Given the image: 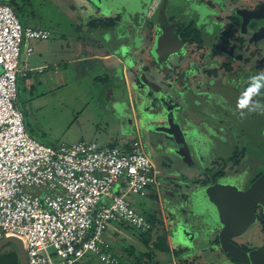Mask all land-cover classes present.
<instances>
[{"label":"rangeland","instance_id":"374dc122","mask_svg":"<svg viewBox=\"0 0 264 264\" xmlns=\"http://www.w3.org/2000/svg\"><path fill=\"white\" fill-rule=\"evenodd\" d=\"M3 1L0 0V4ZM10 1L23 27L44 29L51 33V37L46 40L29 41L28 46L32 53L27 57L24 66L27 77L23 78L19 74L16 83L17 107L23 115L24 127L28 134L37 142L53 148L61 144L93 142L100 147L114 145L122 149L121 137L130 139L132 142L138 140L156 168L162 170L167 168L168 172H171L169 176L180 177V180L174 181L183 189L179 191L181 192L179 198L182 201L176 200L178 191L173 189L174 198L172 196L166 198H171L172 204H169L167 209H163L160 217L156 212L158 222L148 244L144 243L138 233L128 228L117 227L120 234H114L112 230L107 232L105 238L121 264H237L219 250L215 241L213 245L210 244V241L215 239L217 231L206 229L201 224L199 214L190 216L182 212L180 208L186 210L191 205L192 195L191 192L189 194L187 192L193 191L194 187L187 188L192 187L191 183H197L196 185H201L202 188L208 185V182L201 181L207 179L203 173V170L208 168V165L203 162L205 154L203 155L199 148L194 149L183 140L188 135L194 136V139L200 143L204 141L209 144L210 138L199 137L198 132L195 131L200 123L202 127L205 124L212 125L210 127L213 130L214 125L218 124L219 127L222 123V127L226 125L231 128L227 132H233L236 135L240 131L239 134H244L240 142L245 143V157L242 165L246 167L249 178L243 179V182L244 185L249 183L253 174L264 171V84L261 89L263 99H258V103L255 102L254 97L248 96L245 92L246 89L251 94L255 92L252 86L253 77L245 70L238 79L240 82L249 83L250 86H238L239 94L233 88H227L224 92L219 91L220 95L225 96L232 104L235 110L233 112L229 108V110L226 109L220 102L212 100V97L207 100L199 99L197 95L204 96L208 93L202 88L208 87L209 93L212 94L217 87L203 76L198 80L199 89L193 87L197 95L190 90L189 93L180 96L179 102L174 96V90L163 95L162 86L168 82L161 79L164 83L159 85V89H153L154 76L151 79V74L142 76L150 86L145 87L137 83V86L134 87L131 84L127 89L123 78L125 76L127 78V73L130 74V72L123 71V73L121 66L109 69L108 71H113L111 75L98 67V63L94 60L71 62L79 58L81 54H85L83 50L88 45L93 51L90 41L86 40L91 32H95L91 30L94 24L100 25L96 33L105 35V39L102 38L101 41L104 44L105 40L108 50L112 49L119 55L118 51L123 50L122 47H124L126 49L124 56L128 55V59L137 58L139 52L135 53L131 50L139 49L147 40L146 30L138 29L142 20L144 24L151 20L154 24L162 26L166 24L168 15H173L181 21L189 20L196 13L193 8L197 0ZM149 8H152L153 14L150 20H147ZM133 14H138V17H135L132 23L125 22L126 15ZM99 16L102 17L100 22L97 19ZM120 21L125 23V27L124 24L120 25ZM135 31L137 38H140L133 42L131 39ZM83 38L86 39L83 40ZM127 41L129 45L130 43L134 45L130 50L124 43ZM162 51L159 61L165 64L166 51ZM182 51L173 53L170 60L175 62V66L180 63L185 68L188 61L181 58ZM22 67L21 59L20 69ZM124 68L127 69V65H124ZM39 70H41L40 73ZM158 74H160L159 71ZM134 81L136 82L137 79L135 78ZM161 95L167 97V101L162 100ZM188 101L191 103L195 101L197 110L186 105ZM171 104H176L180 113L175 111L176 114L173 113L170 118L167 116V110L173 109ZM238 107H244L241 113ZM109 110L114 113L107 115ZM195 112L199 116H196ZM165 114L167 117H164ZM183 121H186L187 125L189 122L193 123L190 125L193 130L184 133V136L170 131L174 127L183 131ZM121 122L125 123L122 130L119 127ZM204 130L215 137L214 132L205 127ZM204 152L208 151L204 150ZM223 154L227 155V153ZM167 182L168 180H163V184L168 185ZM130 200L135 203L136 209H142L141 213L155 210L160 212L157 197L141 199L131 196ZM182 215L188 218V222L193 227L186 224H181V229L173 227V217H179L182 220ZM233 241L241 248L253 249L264 243V236H262L261 227L255 221L249 229ZM159 242L166 251L161 252L156 248ZM11 250H14V247L9 245L2 252ZM141 254L144 257H141ZM79 263L103 264L93 254H88Z\"/></svg>","mask_w":264,"mask_h":264},{"label":"built area","instance_id":"2783aa9c","mask_svg":"<svg viewBox=\"0 0 264 264\" xmlns=\"http://www.w3.org/2000/svg\"><path fill=\"white\" fill-rule=\"evenodd\" d=\"M44 29L23 27L0 4V239L21 240L27 264H78L88 254L121 264L105 235L125 226L139 234L151 224L131 196L159 197L161 176L140 142L126 149L78 142L43 145L24 127L17 107L20 61Z\"/></svg>","mask_w":264,"mask_h":264},{"label":"flooded vegetation","instance_id":"af4514ba","mask_svg":"<svg viewBox=\"0 0 264 264\" xmlns=\"http://www.w3.org/2000/svg\"><path fill=\"white\" fill-rule=\"evenodd\" d=\"M196 3L197 4L195 7H201L204 9V12L206 13L205 16L201 17L198 15V13H195V19L192 20L191 18L189 20L181 21L176 19L173 15H168L166 24H163V27L169 28L167 35L169 39L166 37L165 41L166 46L168 47L164 48L162 45H158L157 43V26H159V24L156 25L151 20L150 22L144 24L142 20V24L140 27H138V29L142 28V30H146V36L148 37L147 39L149 41V51H151L152 54H154L153 51L155 50L157 53H160L162 50L164 52L166 51V53H164L166 56V62L165 64L162 63V67L164 71V80L168 83L163 82V88L161 89L164 92L163 95L174 90V96L179 102L180 95H185L189 93L190 90L197 95V93L193 90V87L199 89L200 82H198V80L201 78V76H203L217 87L215 88V93L212 94L209 93L210 89L208 87L202 88L204 92L207 91L208 93L204 96L197 95L199 99L205 98L207 100V98L212 97V100L220 102L221 105L226 107V109L229 108L235 112L232 104L229 103L225 96L220 95L219 91L224 92V90L227 88H233L235 89L236 93L239 94V92H237L240 89L238 86H250L249 83H245L244 81L240 82L238 79L243 70L249 72V75L252 77H261L262 74H264V17L259 19H249L245 17V19L239 12L255 11L261 5H264V0H197ZM123 24L125 27V23L121 22L120 25ZM135 36L136 35L134 34V37ZM178 51H182L183 56H181V58L188 61L185 68L180 63L175 66V62L170 60L172 59V56L175 54V52ZM152 57L156 62L153 55ZM156 67H158L157 64ZM155 70L156 68H152L151 71H149L151 72V79L154 76V79L157 80L154 82L155 87L152 86V88L159 89V85H161L162 82L159 80V78H157L159 74ZM176 78H178V80H176ZM252 81V86L255 88V92L251 94L248 89H246L245 92L248 96L250 95V97H254L255 102L258 103V99H263V96L261 95V89L262 85L264 84V78L255 81L252 79ZM257 85L259 86L257 87ZM166 98L167 97L164 96L161 97L162 100L167 101ZM186 104L191 109L197 110V104L195 101H193V103L188 101ZM244 107H238V111L241 113ZM195 115L199 116L197 112H195ZM192 124L193 123L189 122L187 125V123L183 121L182 126L184 125V127L182 130H191L190 125ZM210 126L212 125H209V127ZM222 126V123L219 127L218 124L213 126L214 130L212 129V132L215 133V137L210 136L206 130H204V127H207H202L201 123L196 127L195 131L198 132L197 135L199 137H203L205 139L210 138L208 139L209 144L204 141H201L200 143L195 139L190 140L185 138L184 142L189 143V146H192L194 149L195 147L199 148L200 152L205 154H203L205 157L203 162L208 165V168L203 170V173H205L208 180H201L203 182H208V185L202 188L201 185H196L197 183H191L190 186L192 187L187 188L194 187L195 189L193 188V191L188 190V194L191 192V195H193L194 192L199 190L221 184H232L237 186L239 190L245 191L252 185V183L264 175V171L255 173L252 177H250L251 179L249 180V183H245L244 185L243 179H249L247 177L246 167L244 168L242 165L245 157V143L240 141L244 134H239L240 131L238 132L239 135H236L233 132H227V130H231V128H228L226 125L224 127ZM201 132L203 133L201 134ZM204 150L208 152H204ZM223 153H227V155L225 154L224 156ZM156 169L159 171L161 176V188L158 197V207L160 212L155 210L153 213L157 212L158 216L160 217L163 209H167V206L172 204L170 203L171 198H166L169 196L174 198L172 193L173 189L178 191L176 195L177 199H175L181 201L182 199L179 198V194L181 192L179 193V191L183 189H181L180 186L174 181L175 179L180 180V177L177 178L175 176H169L171 172H168L169 169L167 168L164 170L159 168ZM164 179L168 180V185L163 184ZM166 189L170 190L167 191ZM180 208L182 212L190 216L192 214H195L196 216L199 214V218L202 220V222L199 218H195H197V220H199L206 229H214L217 231V234L215 232V239L211 240L210 244L212 243L213 245V242L215 241V244L219 248L218 235L222 226L218 222L211 219L207 214L196 212L193 208L192 196L191 205L188 206V209L184 210L182 207ZM263 208L264 204L258 203L256 205L254 210V219L247 226V229H249L256 221L259 224V227H261L262 236H264ZM182 218L183 219L180 220L179 217H173V227H181V224H186V226L193 227L191 223L188 222L189 220L185 217V215H182ZM206 218L208 220H206ZM244 232L239 235H242ZM239 235L230 238L229 242L241 251L248 253L259 248V246L253 249H244L239 247L233 241V239ZM262 246H264V243L260 245V247ZM224 254L233 262L240 264L228 254Z\"/></svg>","mask_w":264,"mask_h":264},{"label":"water","instance_id":"95a60500","mask_svg":"<svg viewBox=\"0 0 264 264\" xmlns=\"http://www.w3.org/2000/svg\"><path fill=\"white\" fill-rule=\"evenodd\" d=\"M194 11L201 17L205 16L206 14L204 12V9H202L201 7H195ZM239 13L243 15V18H263L264 5H261L255 11H240ZM125 22H127V20H125ZM157 31L158 45L160 44L164 48L168 47L166 46L165 41L169 32V28L159 25L157 26ZM138 38L136 35L134 37V41H136V39ZM167 38L169 39V37ZM122 49L124 51L120 49L118 53L126 62L127 55L124 56L126 49L124 47H122ZM153 53L154 54L152 55L156 60V64L158 66L162 65V62L159 61L161 59V54L157 53L156 50L153 51ZM142 76V74H139L136 78L137 81L132 82V85L134 87L137 86V83L139 85H145V87L146 85L148 86V83H146V80ZM180 96L182 97L184 95ZM171 105L173 109H171L170 111L167 110V116H170V118L172 117L173 113H175V111L178 112V114L180 113V109L177 105ZM167 116L166 114L164 115V117ZM185 123L187 122L185 121ZM205 126L207 127V129L212 131L209 125L205 124ZM192 130L193 129L179 131L176 127H174L170 131L172 133H176L179 136H184V133ZM186 138L193 140L194 136L187 135ZM192 198L193 208L196 212L207 214L211 219L218 222L222 226L218 235L219 249L221 251L228 254L231 258H233L240 264H264V246L246 253L229 242L230 238L241 234L248 228L247 226L254 219V210L256 205L258 203L264 204V175H262L254 183H252V185L245 191L239 190L237 186L232 184L213 185L207 187L206 189L194 192ZM177 229H181V227H178ZM9 245L13 246L14 250L3 253L2 250ZM0 264H27L24 247L21 240L16 237H5L3 239H0Z\"/></svg>","mask_w":264,"mask_h":264},{"label":"crops","instance_id":"0c3cea01","mask_svg":"<svg viewBox=\"0 0 264 264\" xmlns=\"http://www.w3.org/2000/svg\"><path fill=\"white\" fill-rule=\"evenodd\" d=\"M152 14H153L152 8H149L148 13H147V16H146V19L147 20H150ZM126 17H129V18H127V22L132 23L134 21L133 19L135 17L136 18L138 17V14H133V15H128V16L126 15ZM101 18L102 17H100V16L97 18L98 19V22H100ZM193 19H195V15H193L192 20ZM99 26H100L99 24L98 25L97 24H94L91 27V30H94L95 32H91L90 35H88V37H87L88 40H86L87 42L90 41L91 47H92V50L93 51L90 50V47L88 45L83 50L85 54H81V56H79V58H76V60H72L71 61L72 63H74V61L78 62V61L94 60V61H96L98 63V67H101L103 71H107L111 75L113 74V71H108L109 69H111L113 67H119V66H121L122 72L123 71L130 72V74L127 73V78H126V76L123 78L124 86L127 89H128V86H130L132 84V82H134V79L137 78L139 74H142V75H145L146 74V76H149L151 74V72H149V71H151L152 68H156L157 71L156 70L155 71L157 73L159 71V73H160L159 75L160 76L158 75L157 78H159V80L162 79V81H165L164 80V77H163L164 76V71H163V67H162L163 65H160V66L156 67V62L154 61V59L152 57L151 51H149V41H148V39L144 43L141 44V46H140L139 49H136V50L135 49H132L131 50V52H134L135 51V53H137V51H138L139 52L138 57H140V59L138 57L137 58L132 57V59H128V55H127L126 56V62H125L124 59L121 58L120 55H117L114 50H112V49L111 50H108L106 48L105 40H104V44L102 43L101 40H102V38L105 39V35L104 34H99L98 32L96 33V30L99 28ZM134 34H136V31H135ZM85 39L83 38V40H85ZM131 40L134 42V40H135L134 37ZM124 43L129 46V49L128 50H130L131 47L134 46L133 43L132 44L130 43V45H129V42L128 41L127 42H124ZM27 57L28 56L25 57L24 56V53L22 52L21 59H22V66L23 67H22L21 70L23 72H22L21 75L22 76H26V77H27V72L24 69V66H25ZM151 57H152V59H151ZM124 65H127L128 68L125 69L124 68ZM40 72H41V70H39V73ZM155 80L156 79H154V82H155ZM148 85L150 86L149 83H148ZM113 113L114 112H112V110H109L108 113H107V115H111ZM124 124H125L124 122H121L120 123V125H119L120 130H122V126ZM121 141H122V149H126L127 148V145L131 142L130 139L123 138V137H121ZM107 147H116V146L110 145V146H107ZM145 199H155V196H151V197H148V198H145ZM136 210L138 212H140V213L142 211V209H140V210L139 209H136ZM146 213H153V212H146ZM113 232H114V234H120V233H117L115 231H113ZM78 264H80V263H78Z\"/></svg>","mask_w":264,"mask_h":264},{"label":"trees","instance_id":"16d2710c","mask_svg":"<svg viewBox=\"0 0 264 264\" xmlns=\"http://www.w3.org/2000/svg\"><path fill=\"white\" fill-rule=\"evenodd\" d=\"M2 4H8L9 6H11V1L10 0H4ZM12 7V6H11ZM13 8V7H12ZM14 10V9H13ZM23 78H26V76H23ZM142 215L145 217V219L151 224V229L145 233V234H139L142 238V240L144 241L145 244H148L149 241H150V238H151V234L153 233L154 229L156 228L157 226V222H158V219L156 217V213H146V212H143ZM158 215V214H157ZM159 217V216H158ZM120 227H124V228H128L130 230H132L131 228L129 227H125V226H120ZM135 232V231H134ZM137 233V232H136ZM156 248L161 251V252H164L166 251L165 247L159 242L157 245H156ZM148 255V254H146ZM141 257H144V255H140ZM145 264H148V263H145Z\"/></svg>","mask_w":264,"mask_h":264},{"label":"clouds","instance_id":"9594fccd","mask_svg":"<svg viewBox=\"0 0 264 264\" xmlns=\"http://www.w3.org/2000/svg\"><path fill=\"white\" fill-rule=\"evenodd\" d=\"M261 78H264V74H262V76L261 77H253L252 79L255 81V80H258V79H261ZM259 85H257V87H258Z\"/></svg>","mask_w":264,"mask_h":264}]
</instances>
